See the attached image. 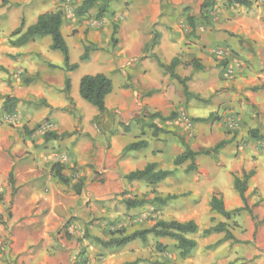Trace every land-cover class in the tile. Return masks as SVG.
Here are the masks:
<instances>
[{"label":"crops","instance_id":"1","mask_svg":"<svg viewBox=\"0 0 264 264\" xmlns=\"http://www.w3.org/2000/svg\"><path fill=\"white\" fill-rule=\"evenodd\" d=\"M206 1L209 0H112L108 3L113 8L111 13L90 17L88 13L75 12L83 0H0V157L4 160L0 180L4 182L13 170L18 188L11 199L12 186L4 189L5 198L12 201V244L9 255L0 254V264L12 260L22 264H70L78 252L80 240L66 237L61 229L73 215H84L88 198H84V191L80 194L65 184H60L52 197L43 193L42 180L52 179L53 165L58 163L68 175L80 170L89 177L93 172L105 173L109 180L119 177L118 182L107 185L108 190L115 191L141 182L126 180V174L155 164L156 170H174L158 183L163 186L173 182V187L182 183L179 179L190 180L187 167L191 161L175 164L176 157L185 151L182 140L198 151L211 149L224 139L230 142L216 155L196 157L197 169L206 170L200 176L210 185L206 189V211L211 213L213 194L222 195L228 210L243 207L234 174L254 170L246 198L255 218H244V234L233 233L238 240L235 254L246 257L249 264H264V93L253 90L258 81L253 64L264 57V0H252L249 6L211 0L209 23L202 20ZM58 9L64 11L61 30L65 40L72 39L80 57L99 33L108 44L117 26L112 51H96L88 59H81L108 58L103 73L112 79L113 90L106 97L105 113L94 111L91 117L82 113L74 70L65 69L60 50L55 51L62 54L51 53V36L17 43L41 13ZM189 16L197 23L195 30L188 22ZM22 23L21 32L13 35ZM153 32L158 33V42L146 52ZM175 57L180 60L176 73L188 78L189 96L157 60L170 64ZM71 60L70 53L73 63ZM196 63L202 67H195ZM116 75L120 77L118 88ZM66 77L71 80L72 102L65 92ZM7 96L20 100L13 113L3 109ZM3 113L10 114L11 119L2 117ZM97 117L104 118L106 126L109 123L106 134L94 122ZM232 117L240 121V131L232 127ZM183 118L194 122L189 125ZM46 120L47 127L43 123ZM132 120H137L136 124L132 125ZM153 126L164 131L153 135ZM76 129L82 134L78 136ZM256 129L261 132L254 137ZM47 131L72 135L46 141ZM132 131L135 140L125 139ZM139 139H146L148 146L124 153L129 143ZM88 163L94 167H87ZM255 188L260 191L258 196L253 194ZM166 189V196L179 193ZM44 197L46 201L41 202ZM189 198L185 201L191 213L192 208L201 205ZM247 213L242 210L240 214ZM191 219L200 225L196 216L188 220ZM88 233L85 230L84 234ZM5 234V227L0 225V241Z\"/></svg>","mask_w":264,"mask_h":264},{"label":"rangeland","instance_id":"2","mask_svg":"<svg viewBox=\"0 0 264 264\" xmlns=\"http://www.w3.org/2000/svg\"><path fill=\"white\" fill-rule=\"evenodd\" d=\"M110 1L112 0H97L94 7L91 8L93 11L90 12V9L88 12L90 17L97 16L100 5H104L106 12L111 13L113 8H110V5H108ZM110 39L111 40H109L108 44H106L103 33H99L98 37H96V41L91 42L88 46L84 47L85 50L88 47V58L90 53L96 51H112L116 38L112 35ZM66 40L70 47L71 61L73 63H79L80 65L78 69L74 70L72 75L73 81H78L76 91L77 95L82 100L80 109L86 117H91L94 111L96 112L98 109L81 97L79 91L80 80L83 75L104 72V67L108 65L105 61L108 58L97 57L92 60L82 61L80 57L81 52L74 46L72 39L68 37ZM50 50L51 53L56 52L62 54L60 51H55L53 49ZM253 67L258 74V81L254 83L253 90L255 92L264 93V57H262L261 61L258 63L253 64ZM119 80L120 77H117L116 75L115 81L117 88ZM254 112L256 116L257 108ZM73 113L74 115L79 116L78 111H74ZM5 114L6 113H3L2 117L10 120V114L7 116ZM183 119L186 120V118ZM237 119L238 118L232 117L231 123L234 129L236 128V130L240 131L241 124ZM189 120V125H192L194 121L192 119ZM2 121L3 120L0 116V123ZM45 122L47 127L48 120L43 123ZM94 122L97 123L98 129L106 134L105 129L109 123L106 126L104 118L102 117L94 119ZM131 122L132 125H134L137 120H132ZM110 126L112 127L111 129L109 127L110 131L114 132V125L110 124ZM189 130L191 133L192 129ZM256 131L257 133L261 132L260 129H256ZM75 132L78 136L82 134L78 129H76ZM134 134V131H132L130 134L125 135V139H133L132 137ZM106 141L108 142V139H106ZM102 142L103 144L105 143L104 141ZM227 152L228 151H224V154ZM2 161L4 160L0 157V164ZM196 163L197 159H195V164ZM86 166L90 168L94 167V165L90 163ZM197 168L196 164V169L189 170L191 171L189 174L190 180L179 179L182 183L177 186L170 187L173 182L162 186L158 183L149 184L146 181L135 180L141 182L131 183L130 186L124 187L121 190L110 191L107 189L108 183L112 181L115 183L118 182L119 177H114V179L109 180L105 173L93 172L91 177H89L86 174L84 175V173L81 174L80 170H72L69 175L63 173L69 179L68 182H65L59 177V171L61 169L60 165L58 163L53 165L50 170L52 179L46 177L42 180L43 193L52 197L54 190L57 187L60 188V184H65L68 188H73L75 192H78L77 190L79 188L77 186H80L81 192L84 191V198H88V201L83 207L85 208L84 215H73L70 218L68 225L61 229L66 237H76L80 240V243L77 246L78 252L71 258L70 264H249L250 260L246 259V257H241L242 255L239 256L235 254V243L237 241L226 239L224 232H213L210 235H204L203 230L221 222L224 223L232 233L238 235L241 233L244 234L246 231L244 218L251 221L253 220L252 214L247 211V216L246 214L245 216H242L240 212L230 219L214 211H211V213L208 214L206 211V208H208V206H206L208 195L206 189H208L210 185L208 184V180H204V178L200 176V174L204 173L206 170H198ZM8 178L9 177H6L4 182L0 180V210H4L3 213H0V225L5 227L6 230L3 240L0 241V254L7 253L9 255L12 244V230H10V217L12 213V201H10V199L12 198V194L10 192V199L8 200L5 198L4 190L6 185H9L10 187L12 186L9 183ZM72 179H75V181L73 182ZM86 180H88L87 184ZM201 181L204 182L202 186ZM166 188H168V190L172 188L171 191H179V193H177V195L175 193V195H173L175 197L168 200L167 203L160 204L155 198L158 196L162 198L165 197L166 195L164 193L167 191ZM253 194L258 196L260 191L255 188ZM129 197H145L148 202L140 207L127 208L124 199ZM189 197L194 198L197 200L196 203L201 205L198 208H192L191 213L188 212L189 207L185 201V198L187 200L190 199ZM261 200L263 201V198H261ZM43 201H46V197L42 198L41 202ZM203 202L204 205H202ZM191 216H196V220L200 225L198 226V231L196 233L188 234V237L197 240V246L185 258L180 255L178 242L169 237H156L153 234H149L147 241L136 239L128 245L119 248H105L90 237L91 235L108 239L111 235H117L122 231H125V233H131L137 229L147 228L160 219L171 220L176 218L180 220H188ZM85 230L89 231V235L84 234ZM85 235L86 239H84ZM36 237L37 236H35L34 239ZM41 242H44V238ZM159 244H161V247H159ZM15 263L22 264L18 263L16 260L9 262V264Z\"/></svg>","mask_w":264,"mask_h":264},{"label":"trees","instance_id":"3","mask_svg":"<svg viewBox=\"0 0 264 264\" xmlns=\"http://www.w3.org/2000/svg\"><path fill=\"white\" fill-rule=\"evenodd\" d=\"M3 3H6L7 0H2ZM65 1V0H62ZM97 0H83V2L76 7L75 12L78 15H83L89 12L91 8L94 7ZM229 3H236L244 6H249L252 3V0H228ZM211 0L206 1L202 8L204 10L202 14V20L209 23L211 19V11L213 7H210ZM106 12V8L104 5H100L98 9L97 17H100L102 14ZM64 21V11L62 9H58L54 12H44L38 16V20L35 24L29 26L27 30L19 37L18 44L27 41L29 39H34L36 37H44V36H51L52 43L50 48L53 50H60L65 58V69L66 70H75L79 67V63H70V50L68 44L65 40V37L62 33L61 27ZM188 22L192 26V29L195 30L197 27V23L194 21L193 17H188ZM23 24L13 31L14 34H18L21 32ZM117 31V26H114L113 35H115ZM158 33L153 32L152 40L147 44L145 50L146 52L149 51L154 45L157 44ZM116 41V40H115ZM88 47L84 51L81 56V59L88 58ZM160 67H162L166 72L170 74L172 78L177 79L183 86L184 92L186 96H189L188 86H187V77H182L175 71L176 65L180 63V60L175 57L170 64H166L162 62L159 58H157ZM195 67H202L200 64L196 63ZM66 87L65 92L68 95L70 101L72 102V98L70 95L71 89V80L69 77H66ZM113 90V81L112 79L105 73L99 72L96 74H86L83 75L80 80V95L83 99L94 105L100 113H105L107 111L106 107V97L110 94ZM19 99L12 96H7L4 104L3 109L6 113H13L16 110V107L19 103ZM98 118V117H97ZM209 118H197V121H206ZM122 125V123H120ZM153 135H157L159 131H164L157 126H153ZM72 135V133L64 132V133H57L55 131H47L45 133V140L50 139H62L65 136ZM253 136L257 137V132L253 131ZM185 144V151L178 155L175 159V164L180 165L187 160H190L191 163L187 167V171L196 169L195 159L200 154H213L216 155L220 149L225 147L226 144L230 142V140L224 139L218 142L213 148L206 149V150H192L188 144H186L185 140H182ZM148 146V141L146 139H139L129 143L124 148V153L131 151V150H139ZM155 164H148L144 169L141 170H134L129 172L125 175V178L128 181H135L141 180L146 181L149 184H156L160 181L166 179L168 176L172 175L174 170H156ZM62 169V168H61ZM59 171V177L62 181L68 182V177L63 174L62 170ZM254 174V170L249 172L243 171L242 175L234 174V186L235 189L240 194L244 206L237 207L232 210H228L226 208L224 199L222 195L213 194L210 200V209L211 211L217 212L226 218L230 219L234 215L239 214L242 210H247L252 214V217L255 218L251 207L247 204L246 192L248 189V180ZM9 183L12 185V196H14L18 190L15 185V176L13 170L9 173ZM79 189L77 190L80 193V186H77ZM173 195H167L165 197H156L155 199L160 204H165L171 198H174ZM124 202L127 208H136L140 207L148 202L145 197L137 198V197H129L125 198ZM69 220L66 224L62 227L65 228L68 224ZM198 231V224L194 220H187V221H179L176 219L172 220H164L160 219L154 222L151 226L147 228L137 229L132 231L131 233H125L122 231L117 235H111L108 239H103L98 236H90L95 242L99 243L105 248H119L128 245L132 241L136 239H141L142 241H147L148 235L153 234L156 237H169L173 240L178 242V247L180 249L181 257H187L192 250L197 246V240L191 237H188V234L196 233ZM213 232H224L226 239H233L234 241H238L234 234L227 228L224 223H217L216 225L210 226L203 230L204 235H210ZM161 247V244H159Z\"/></svg>","mask_w":264,"mask_h":264},{"label":"built area","instance_id":"4","mask_svg":"<svg viewBox=\"0 0 264 264\" xmlns=\"http://www.w3.org/2000/svg\"><path fill=\"white\" fill-rule=\"evenodd\" d=\"M186 120H188V119H186ZM188 124L190 123V121L188 120V122H187Z\"/></svg>","mask_w":264,"mask_h":264}]
</instances>
